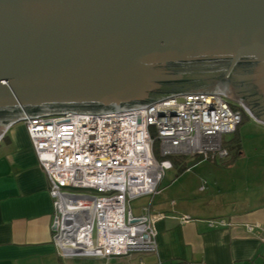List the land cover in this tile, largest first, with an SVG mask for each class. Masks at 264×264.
Masks as SVG:
<instances>
[{
  "label": "water",
  "instance_id": "obj_1",
  "mask_svg": "<svg viewBox=\"0 0 264 264\" xmlns=\"http://www.w3.org/2000/svg\"><path fill=\"white\" fill-rule=\"evenodd\" d=\"M223 90L264 125V0H0V136Z\"/></svg>",
  "mask_w": 264,
  "mask_h": 264
},
{
  "label": "built area",
  "instance_id": "obj_2",
  "mask_svg": "<svg viewBox=\"0 0 264 264\" xmlns=\"http://www.w3.org/2000/svg\"><path fill=\"white\" fill-rule=\"evenodd\" d=\"M222 93L185 94L137 109L48 114L10 123L26 125L49 180L58 255L110 260L156 253V223L165 215L152 214L149 207L135 215L131 204L161 192L162 181L174 168L172 157L230 156L225 137L236 133L243 111Z\"/></svg>",
  "mask_w": 264,
  "mask_h": 264
},
{
  "label": "crops",
  "instance_id": "obj_3",
  "mask_svg": "<svg viewBox=\"0 0 264 264\" xmlns=\"http://www.w3.org/2000/svg\"><path fill=\"white\" fill-rule=\"evenodd\" d=\"M243 130L237 156L226 146V159L191 157L188 170H170L158 195L139 198L137 215L145 207L165 215L156 253L76 262L57 253L50 183L26 125L8 126L0 136V264H264V147L247 148ZM219 220L227 224L210 226Z\"/></svg>",
  "mask_w": 264,
  "mask_h": 264
},
{
  "label": "rangeland",
  "instance_id": "obj_4",
  "mask_svg": "<svg viewBox=\"0 0 264 264\" xmlns=\"http://www.w3.org/2000/svg\"><path fill=\"white\" fill-rule=\"evenodd\" d=\"M224 92V90H223ZM230 104L231 105H237V106H240L243 108V106L241 104H237L236 102L234 101H230ZM244 109V108H243ZM245 113L247 114L248 117L245 118L241 128H240V133L238 135H227L225 137V142H230V148L231 149V152L237 156L238 152H237V148L235 147L236 145V139L238 136H241V130L242 128H244L243 131H245V135H247L246 137V147L247 148H251V147H264V125L258 123L249 113H247V111L244 109ZM241 145V148H242V142L240 143ZM190 159V158H188ZM167 180L168 179H172L173 175H174V172L172 171H168L167 172ZM143 200L141 199H136L132 202L131 206L133 208V211H134V214L137 215L139 214L140 212V208L141 206L143 205ZM75 259V258H74ZM76 262H80L82 261L81 259H76L75 260Z\"/></svg>",
  "mask_w": 264,
  "mask_h": 264
},
{
  "label": "trees",
  "instance_id": "obj_5",
  "mask_svg": "<svg viewBox=\"0 0 264 264\" xmlns=\"http://www.w3.org/2000/svg\"><path fill=\"white\" fill-rule=\"evenodd\" d=\"M233 106L238 107L243 111V121H242V124H243L245 118L248 117L247 114L245 113V111L242 107L237 106V105H233ZM73 108H77V109H81V110H98V109H101L99 106H77V107H73ZM242 124L239 126V128L237 129V131L234 135H238L240 133V128H241ZM235 141H236L235 147L237 148V152L239 153L241 151V145H240L241 136H238ZM229 145H230V142H225V146H229ZM230 151H231V149H230ZM155 154L159 158V145L158 144L155 145ZM188 158H191V157H188ZM188 158H186V157H172L171 158L174 167H177L179 169L178 173H182V172L188 170L190 168V166L193 165V163L190 162L191 159H188ZM193 159H202V157H193ZM230 161H232V160H230Z\"/></svg>",
  "mask_w": 264,
  "mask_h": 264
},
{
  "label": "flooded vegetation",
  "instance_id": "obj_6",
  "mask_svg": "<svg viewBox=\"0 0 264 264\" xmlns=\"http://www.w3.org/2000/svg\"><path fill=\"white\" fill-rule=\"evenodd\" d=\"M218 82H216V80H213L212 82L210 83H207V81H204V80H200V81H194L192 83H189L187 84L188 86L189 85H198L199 84V87H210V86H215V84H217ZM226 94V93H225ZM248 99V97H246Z\"/></svg>",
  "mask_w": 264,
  "mask_h": 264
}]
</instances>
